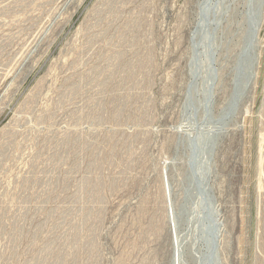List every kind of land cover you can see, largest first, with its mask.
I'll return each instance as SVG.
<instances>
[{"label":"rangeland","instance_id":"1","mask_svg":"<svg viewBox=\"0 0 264 264\" xmlns=\"http://www.w3.org/2000/svg\"><path fill=\"white\" fill-rule=\"evenodd\" d=\"M255 2L0 0V264H264Z\"/></svg>","mask_w":264,"mask_h":264},{"label":"water","instance_id":"2","mask_svg":"<svg viewBox=\"0 0 264 264\" xmlns=\"http://www.w3.org/2000/svg\"><path fill=\"white\" fill-rule=\"evenodd\" d=\"M255 1V0H253ZM258 6L255 7V8H251L250 9V12H249V16H248V23H247V32H246V42H247V46L245 47L244 51H243V54L241 56V64H242V61L244 59H247L249 61V58L250 56L252 55V51L254 50V46H255V38L253 39V35L255 33V31L257 30L258 28V24H259V18L261 16V8L263 7L264 5V0H259L258 1ZM263 9V8H262ZM205 13L204 11L202 12V15H201V22H200V26H199V29L198 31H202V27H203V24H204V16ZM258 19V20H257ZM252 39L254 40L252 42ZM238 75H242L243 78H245V75H244V72H243V66H239L238 68ZM246 79V78H245ZM244 79V80H245ZM250 79L247 81V83L243 84L241 83V86L238 87L237 91H236V94H235V98L233 99L234 103H236V100L239 99L244 93H245V90L247 88V86L250 84ZM233 109V108H232ZM230 109V111L232 110ZM211 234V232H210Z\"/></svg>","mask_w":264,"mask_h":264},{"label":"bare ground","instance_id":"3","mask_svg":"<svg viewBox=\"0 0 264 264\" xmlns=\"http://www.w3.org/2000/svg\"><path fill=\"white\" fill-rule=\"evenodd\" d=\"M257 2H255V3H253V4H255V6L257 7L259 4H258V1L259 0H256ZM263 8V9H262ZM261 8V16H260V18H259V24H258V28H257V30L255 31V33H254V35H253V39L255 38L256 40H255V48H254V50L251 52L252 53V55L250 56V58H249V61L247 62V67H243V72H244V75H245V82H243L244 84L245 83H247V81L250 79L251 81L253 80V78H254V76H255V74H257V73H254V70H255V67H257L256 66V64H258V59H259V52L258 51H256L255 52V50H256V47H257V45H256V43H258V32H259V30H260V27H261V25H262V23H263V21H264V5H263V7ZM252 39V42L254 41ZM246 46H247V42H246ZM246 66V65H245ZM257 71V70H256ZM246 91V90H245ZM243 96V95H242ZM209 210H211V208H209ZM201 211V210H200ZM205 214V213H204ZM203 217V216H202ZM204 217H205V215H204ZM207 217V216H206ZM213 226V225H212ZM212 226H210V228L212 227ZM216 229V228H215ZM208 231H209V229H208ZM216 243V239L214 240V244ZM212 261V260H211Z\"/></svg>","mask_w":264,"mask_h":264}]
</instances>
